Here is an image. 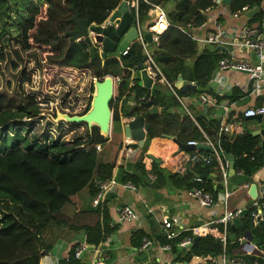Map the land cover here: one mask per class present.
Listing matches in <instances>:
<instances>
[{"label":"trees","instance_id":"16d2710c","mask_svg":"<svg viewBox=\"0 0 264 264\" xmlns=\"http://www.w3.org/2000/svg\"><path fill=\"white\" fill-rule=\"evenodd\" d=\"M13 0H0V39L6 34L9 19L14 12H21ZM39 1V2H38ZM30 0L28 14L18 15L21 23L17 42L23 50H38L37 60L43 69L45 87L56 80L61 74H81L91 71L94 76L103 79L107 75H118L123 66L131 67L143 62L140 43H134L129 54L123 58L109 56L103 60L100 56L92 60L91 46L84 40L71 41L64 35L74 28L70 19L74 15V7L80 17L91 23L102 24L117 9L122 0ZM148 1V2H147ZM174 0H140L139 14L141 21L155 14L154 5L166 8L170 27L161 35L160 45L155 49V58L170 81L183 77L195 81L202 89L207 88L211 74L217 68L219 60L225 54L220 48L207 47L199 50L198 43L184 30L193 33L192 29L206 22L205 10L212 0H175V6L169 8ZM236 2V0H235ZM16 3V2H15ZM245 2H242L240 7ZM27 8V7H26ZM16 10V11H15ZM24 80H31L25 77ZM157 86V87H155ZM152 90L151 100L161 106V114L149 115L146 118L147 139L143 148L131 158L129 165H120L123 151V140L114 144L113 133H122V118H131L146 112L141 105L140 97L146 95L147 89L139 82L134 88L129 87L128 80L118 86L120 95L128 94L134 103L125 102L119 108L114 101L113 130L111 137H104L97 132L75 138V142H66L51 138L46 134H38L33 129V119L39 115V104L36 97L24 92L9 94L0 90V264H40L44 251L51 250L56 239L63 232L78 233L85 231L87 242L96 248L104 247L107 236L114 232V225L109 224L105 216L106 205L97 209L91 208L99 184L117 175L121 182L132 181L137 185H147L153 181L158 185L165 174L160 171L149 172L144 161L163 133L170 134L165 125L174 126L179 130V141L188 143L191 140L203 139L201 130L188 117H181L175 112L178 102L168 89L156 83ZM203 91V90H202ZM133 92V94H132ZM198 122L202 128L207 124L215 126L213 136L219 130V122L208 120L199 115ZM190 129V131L188 130ZM186 131L188 134H186ZM83 137V138H82ZM95 144H101L102 150L97 151ZM110 144H113L110 146ZM258 137L244 132L235 138L223 136L222 146L226 155L235 157V168L243 170V174H253L256 168L263 165L264 153L256 152ZM91 145L89 149L78 147ZM132 146L138 148L135 142ZM161 147V146H159ZM163 147V146H162ZM206 151L197 149L195 152ZM156 166L158 164L155 163ZM195 170L203 175L207 169H220L218 162L210 165H197ZM195 169V168H194ZM221 174V170H219ZM149 174L154 175L151 179ZM170 175V174H169ZM175 177V174L172 177ZM193 170L179 181L191 188ZM197 185L211 192L215 198L220 188L209 179ZM251 216V212H250ZM264 234V221L258 224ZM231 230V229H230ZM155 239L161 244L167 240L162 232L154 233ZM152 235V234H151ZM134 244L142 245L144 237L152 238L145 230H137ZM76 243L69 251L68 257L61 264H92L88 260L76 258ZM264 245V240L258 242ZM241 244L227 242V253L230 257L241 258L248 264L262 262L263 258L247 252H237ZM222 242L216 236L203 229L196 245L180 248L177 241L173 242V262H190L195 256L211 257L222 253ZM105 252V251H104ZM109 255L112 253L105 252Z\"/></svg>","mask_w":264,"mask_h":264},{"label":"crops","instance_id":"0c3cea01","mask_svg":"<svg viewBox=\"0 0 264 264\" xmlns=\"http://www.w3.org/2000/svg\"><path fill=\"white\" fill-rule=\"evenodd\" d=\"M242 2H245L242 7L247 6L248 9L246 12L236 17L233 15V12L242 8L240 7ZM225 5H227L229 12L224 15H220L219 13V11H222L223 7L214 8L211 11L204 12L206 16V22L201 26L194 27L192 29L193 33L204 37L209 32L213 31L215 29V25L212 23L210 16L221 22L222 27L228 33L232 32L234 29H239L244 26L260 25L264 21V0H236V2L235 0H232L231 3H225ZM169 6V8H173L175 6V0L172 1ZM155 18L156 14H152L147 23H152ZM227 39L230 40V37H227ZM210 46L216 48L214 45H207L205 48ZM203 49L204 48L201 50ZM220 49L225 53L224 55H226L227 50H234V53L238 57L248 60L251 59L256 62L255 54L249 49L237 48L235 46L228 45V43L226 46H221ZM214 71L211 74V79ZM223 77V93H218L216 90L218 85L213 84L211 79L208 82L207 88L202 89L203 91L197 84V89L195 91L187 93L182 92V97L187 102L192 114V117L190 118L201 130L202 136L207 134L211 137L214 136H212L210 133L216 130L215 126L208 123L207 129L202 128L197 120L199 115L207 117L208 120L218 121L219 129L223 122L228 120L241 121L244 132H250L251 134L258 137L259 144L257 145L256 152L261 155V153H264V149L262 147L264 136L259 132L264 129V116L261 115L263 118L254 116L245 117L244 111L248 108L260 107L264 105V87L256 89L254 87L251 75L243 71H227L224 72ZM202 93L207 94L211 99H213L215 104H209L208 106L203 104L199 99V95ZM195 94L196 98H193ZM125 95L126 96L123 101H119V98L116 99V107L118 106L121 108L125 102L128 101L131 102V104L134 103V100H130L132 96L128 94ZM128 98L130 99L127 100ZM224 106H228L229 111H226ZM158 107L161 114L163 112L162 107ZM174 111L177 112V108H175ZM179 114L182 115L181 113ZM184 116L185 115H182L181 117ZM165 126V128L170 131V134L163 133V139H160L157 142L156 147L151 152H149L154 154L157 158H160L161 163H158L149 157L148 160L144 161L147 171L153 173L155 171L162 170V172L165 174V177L161 178L159 181L160 186L157 184L153 185V181H150V183L147 185H137L134 183L136 189L130 190L124 187V183H126V181L121 182L118 180L117 175L112 177L115 178L117 185L113 187V189L108 193L104 203V205H106L104 214L105 216L107 215L109 224L112 223L115 228L114 232L111 234V241L109 244L101 247V254L97 253L95 245H91L94 246V249H88V251L83 254L82 259L83 257L87 256L86 260L90 261L92 264L96 263V260L98 259L97 257L99 255L106 259V264H204L208 260V257L195 256L190 262L185 261L174 263V255L170 252H160L154 247L140 250L139 246L134 244V235L137 230L147 231L148 235L152 238L154 237L155 232L159 231L162 234L160 219L164 214L177 217L179 219L181 228L190 229L201 226L206 222L215 219L216 216H221L225 211V208L220 205L212 208L204 207L198 202V200L188 196L187 186L179 181L180 177L184 178L185 176L178 174L176 169L179 160L183 157V155L196 153L195 151L197 149H182L174 140V138H176L179 141L177 138V133L179 130H177V128L175 129L174 126ZM188 130L190 131V129ZM121 134L124 143L129 140L126 137L124 130H122ZM186 134H188L187 131ZM224 136L231 138L230 134H225ZM203 150L206 151L201 152H210L208 149ZM229 155L233 157V161L229 159ZM225 156L230 162L227 182H225L222 178V173L220 174L219 172L221 169H218V167H214L212 171L207 169L202 176L205 179H209V181L215 185V188H220V191L217 194L218 198L223 196L227 187L229 190H231L232 194L229 199V207L231 209H236L239 207L243 209H249V212L246 216L240 217L242 223L240 227H237L236 230H233V224L230 225L229 230L227 231V237L230 244H241V249L236 250L237 252L242 253L243 251L252 253L254 251V255L257 254L261 257L260 253L258 252V242H261L262 239L264 240V234L258 225L255 223L252 225V216H250V212L252 211V206L256 200L250 197L249 188L251 184L256 183L259 194L257 200L264 199V164L256 168L253 174H240L235 168V157L232 154ZM124 159L125 160H123L124 163L122 165H129L131 162V157ZM155 163L158 164V166H156ZM185 164L188 166L189 171L191 169L193 170V176L200 175L195 171L197 170V165L199 164L192 165L190 162ZM232 165H234L235 172L232 171ZM173 174H175V177H172ZM125 205H130L133 207L140 214V218L136 221L118 222L117 210L120 206ZM99 207L101 206H96L94 203H91V208L97 209ZM254 227L258 228L261 236L259 237L253 234V239L250 242L249 240L247 241L249 242V245L244 244L243 242L247 240L245 233L249 230H252ZM220 228L222 229V227ZM158 241L159 243L162 242L159 239ZM76 243H86L88 246H90V244L87 242V235L85 231H80L78 233L63 232V234L56 239L51 250H49L48 253H44V257L41 258L40 264H61V261L68 257L70 249ZM104 251H110L112 255H107Z\"/></svg>","mask_w":264,"mask_h":264},{"label":"built area","instance_id":"2783aa9c","mask_svg":"<svg viewBox=\"0 0 264 264\" xmlns=\"http://www.w3.org/2000/svg\"><path fill=\"white\" fill-rule=\"evenodd\" d=\"M146 1V0H145ZM139 2L140 0H129L128 1V7L129 11L134 15L133 23L132 25L135 26L137 31V38L135 41L130 42V44L126 47L124 51L121 52V54L118 56V58H123L124 56L129 54V51L131 50V47L134 43H140L142 46L143 54L145 56V59L143 62L134 64L131 67L123 66V70L118 75H111L114 78L115 83V95L117 99L119 98V101H123L125 99V94L121 96L118 91V86L124 81L128 80L129 87L134 88L139 82L140 77V71L143 69H146L149 73V75L154 79V84L159 83L160 85L166 87L168 91L176 98V100L179 102L180 107L178 108V112L182 115H188L189 117H192V114L190 112V109L188 107L187 102L182 97V91L181 86H183L186 83L197 85L195 81H188L182 78L181 85L178 86L177 82H179V79L176 81H170L167 79V77L162 72L156 58H155V49L160 45L161 35L170 27V21L168 18V13L166 8L159 5H154L155 7V14L156 18L152 23H146L145 26H143V21H141L140 14H139ZM148 2V1H147ZM223 7L222 11H219L220 15H224L229 12V9L227 5H225L224 0H212V3L205 12L211 11L214 8ZM248 9L247 6L242 7L240 10L233 12V15L238 17L242 13L246 12ZM114 13V12H113ZM111 14V16L113 15ZM111 16L107 18L105 22L102 24H96L101 25L103 27H107L109 25H114L115 27L118 26V23L111 20ZM210 19L212 23L215 25V29L211 32H209L204 37L198 36L194 33H189L186 30H184L188 35L192 37L193 40H195L199 45V50L201 51L202 48H205L207 45H214L217 48H220L221 46L232 45L237 48H246L252 51L256 56V62L253 60H248L245 58L238 57L234 52V50L229 51L227 50L226 55H224L218 62V66L216 70L214 71V74L212 76V83L215 85H218L216 90L218 93H223V80H224V72L231 71V70H238L247 72L251 75L253 79V84L256 89L264 87V21L260 25H250V26H244L239 29H234L232 32L228 33L224 30L222 27V23L210 16ZM95 24V23H92ZM147 32H150L152 34V44L146 39L145 34ZM17 33H9L7 35H4L0 39V56L3 58V53H5L3 47L6 45L5 49H11L8 50L12 53V47L18 51L16 53L19 55V51L21 53L23 52H35L37 55L39 54L38 50H23L18 42H17ZM89 37L91 39V46H94L96 49L97 54L100 56V54L103 52L102 44L97 40L96 33L89 28ZM227 37H230V40L227 39ZM85 38L81 39L84 40ZM7 51V50H6ZM10 58V57H9ZM15 62H11V64L19 63L17 56L14 57ZM41 64H44V60L42 58L38 61ZM21 66V65H20ZM16 67V66H15ZM89 73V75H87ZM25 77H31L29 72H24ZM59 77L56 79L61 78H71V80L76 81L78 78H82L85 76V81L88 84H84V86L80 87L77 90V87L75 88V91H73L69 86L62 88L60 86L57 90L54 92L56 95L60 96V107L57 104L54 108L48 109V111L45 113L44 111H41V102L38 100L39 104V114H42L43 116L51 117L50 124L53 125V122L56 123L57 126H59V129L55 128L54 126V132L51 130L50 132L44 131L42 134H46L50 136L51 138H54L56 140L60 141H66V142H75V138L78 136H83L84 132L80 131H72L71 136L69 135V131L66 130L69 125L75 126V123H69L63 120L55 121L56 113L57 111H61L62 113H66L69 116L74 115H82L84 114L90 107L91 102V95L93 92V82L95 79H100L93 75L91 71L83 72L81 74H76V76L69 74V75H58ZM24 77V78H25ZM22 79V84L26 82H31V80H24ZM42 78V77H41ZM58 83V81H57ZM61 85V84H60ZM22 86V85H21ZM52 87V86H51ZM21 88V87H20ZM15 90V93L24 92L27 95L34 96L32 94H28L26 90L20 89ZM53 88V87H52ZM51 88V89H52ZM87 88V92H86ZM2 90L3 88L0 87ZM5 90V89H3ZM6 91L9 93V91L6 89ZM61 92L63 95H61ZM86 92V93H85ZM15 93H9V94H15ZM48 94H51L53 92H44L45 96ZM133 94V92H132ZM114 95V99H115ZM45 96L44 98H40L42 102H45ZM36 97V96H34ZM152 98L151 96H141L140 101L146 102ZM200 101L205 105H214L215 101L211 99L207 94L202 93L199 95ZM63 102H65L66 106H63ZM224 109L226 111H229L228 106H224ZM257 115H263L264 116V105L260 107H254V108H248L244 111L245 117H253ZM52 121V122H51ZM50 126V125H49ZM244 128L242 126L241 121L237 120H228L226 122H223L222 126L220 127L219 131L213 136H209L207 134H204L203 139L201 141L191 140L188 143L192 144L194 146L197 145H203V146H209L210 152H196L192 153L190 155H183V157L179 160V163L177 165V173L181 174L183 176H186L189 173V168L185 163L190 162L192 165L195 164H202V165H210L213 162H218L222 178L225 182H227L228 178V169H229V159L225 156V150L222 146V138L225 134H230L231 138H234L235 136L242 134L244 131ZM86 133V132H85ZM91 134V133H90ZM89 134V135H90ZM112 135V133L109 135V137ZM86 140V139H85ZM133 141L128 140L124 143L123 151L121 155L120 165L124 163V158H129L128 154L130 151H134V147L132 146ZM97 149V151L102 150L101 144H95L94 145ZM78 147H82L84 149H89L91 145H81ZM264 164V155H263V161ZM240 174H243V170H239ZM149 177L151 179H155L154 175L149 174ZM193 183H195L194 186L189 188L187 190L188 196L191 198H194L198 200V202L204 206V207H215L217 205H220L225 208L224 213L221 216H216L215 219L206 222L205 224L190 228V229H183L180 227L179 219L173 215L164 214L161 216L160 219V225L162 228V232L164 234L165 239L167 240L165 243L161 244L159 243L158 239L155 238H149L144 237L140 250L149 249L151 247L156 248L160 252H172L173 242L177 241V245L180 248H190L194 244L195 237L199 236L201 237L203 229H206L210 234L216 236L220 239L223 246V251L218 256H211L208 258V260L204 264H248L247 262L243 261L242 259L230 257L227 253V242H228V230L231 224H233V221L235 218H238L241 216L243 208H236L231 209L229 207V199L231 197V190L226 188L224 191V194L222 197H220L218 200L215 198V196L205 190L204 187H201L197 185V183H203L204 178L202 175H195L192 179ZM117 185V182L115 178L107 179L106 181H103L99 184V190L93 200V203L96 206H103L108 193ZM124 187L130 190H135L136 186L132 181H128L124 183ZM255 203L252 206L251 216L253 218V221L256 225L260 224L262 221H264V199H255ZM118 222H125V221H136L140 218V214L130 205L120 206L118 208ZM112 225V224H111ZM222 227V229L220 228ZM111 241V236H107L105 240V245L109 244ZM101 247L96 248L97 253L101 254ZM88 245L86 243H80L79 246L75 249V256L76 258H82L83 254L88 251ZM258 252L263 258L262 262H256L254 264H264V245L258 246ZM98 259L96 260L97 264H106V259L103 256H98ZM171 263V262H170Z\"/></svg>","mask_w":264,"mask_h":264},{"label":"water","instance_id":"95a60500","mask_svg":"<svg viewBox=\"0 0 264 264\" xmlns=\"http://www.w3.org/2000/svg\"><path fill=\"white\" fill-rule=\"evenodd\" d=\"M128 1L129 0H122L111 16V20L118 23L117 27H115L113 24L107 27L92 24L89 20L81 18L79 12L74 7L75 13L70 19V22L74 25V28L66 32L64 37L69 38L71 41H78L85 38L84 41L91 46V39L89 37L90 28L96 33L97 40L102 44L103 52L100 54V57L103 60L108 57L109 52L118 51L120 55L121 52L124 51L130 44V42L135 41L137 38L136 28L134 25H132L134 15L129 11ZM231 1L232 0H224V2L227 4L231 3ZM145 37L152 44V34L150 32H147L145 34ZM90 53L92 56V60H95L99 57L94 46H91ZM182 78L183 77L179 78V82H177L178 86L181 85ZM140 83L147 89V95L151 96L152 88L154 86V79L149 75L146 69L140 71ZM115 88L114 78L111 75L105 76L102 80L95 79L93 82V92L91 95L89 109L82 115L74 116H69L66 113L57 111L54 120H63L75 124L84 123L87 124L90 128L92 126H96L102 136L109 137L113 130V109L111 107V103L114 99ZM196 89L197 85L189 83L181 86V91L184 93L192 92ZM140 106L146 109L145 113L131 118H122V130H124L126 137L133 142L138 143V148L134 149V151H130L128 154V156L131 158H133L136 153L145 145L147 133L146 117L149 115L160 114L159 107L155 104L154 100L150 99L146 102H142ZM262 116L257 115L254 117ZM259 133L264 136V129ZM174 140L184 150H195L198 148L210 150L209 146H194L189 143L180 142L176 138H174ZM262 147L264 149V140L262 142ZM147 155L149 158L155 160L158 163H161V159L157 158L154 154L148 153ZM229 159L233 161V157L231 155H229ZM232 171L235 172L234 165H232ZM249 195L252 199L258 198V186L256 183L251 184L249 188ZM248 212L249 209L244 208L240 217L246 216ZM240 217L234 219L232 225L233 230H236L237 227L241 226L242 223ZM252 225H254L253 218ZM253 234L259 237L261 236L258 228L254 227L252 228V230H249L245 233L247 240L243 243L249 245L248 243L253 239ZM199 239V236L195 237L194 245L198 243ZM248 240L249 242H247ZM89 249H94V246L90 245ZM44 253H48V251L45 250Z\"/></svg>","mask_w":264,"mask_h":264},{"label":"rangeland","instance_id":"374dc122","mask_svg":"<svg viewBox=\"0 0 264 264\" xmlns=\"http://www.w3.org/2000/svg\"><path fill=\"white\" fill-rule=\"evenodd\" d=\"M29 1L30 0H13L12 1L13 2L12 11L14 10V5L16 4L18 6V9L21 12H17L15 10L16 12H14L12 14L13 16L11 19H9L10 22L8 23V27H7V31H6L5 35H7L11 32L17 33V31H19L21 23L19 22V16L18 15L28 14L29 10L31 9V5H32V4L26 5ZM32 1L37 2L38 0H32ZM146 23H147V21H143V26H145ZM4 46L5 47H3V49H1V50L5 51V53H3V58L0 56V87H2L5 90L7 89L9 91V93H11V92L15 93V90H19V88L21 87L22 89L26 90V92L28 94H32V95L36 96V98L38 100H40L41 111H44L45 113L48 111V109L54 108L57 104L60 107L59 103H60L62 97L56 95L55 93H57V92H54L55 90H57V88L60 89L59 88L60 86H62V88L69 86L73 91H75L76 87L78 90L80 87L84 86V84H86V85L88 84L87 82H84L85 76L82 77L81 79L78 78L76 81L71 80V78H68V77L63 78L61 76V78L57 80L58 83L55 80L53 83L49 84V86L45 87L44 76H43L44 71L42 69V66L40 65L41 63L38 62L40 59L37 60V58H36L37 53H35V52H32V53L23 52V53H21L19 51L20 54L18 55L16 53V51H18V50L14 49L12 47V52H13V55H12V53L10 51H8L11 49H5L6 45H4ZM15 56H17V59H18L20 64L14 63V66H13V64H11V62H15L14 61ZM109 56L118 57L119 52L118 51L109 52ZM24 72H27V73L29 72V74L32 77L31 82H26V83L22 84V79L25 77ZM85 72L87 73V71H85ZM64 75H69V74H64ZM87 75H89V73ZM58 77L59 76H56V79ZM155 87H157V86H155ZM46 91L53 92V93H51V94L47 93V96H45L44 92H46ZM86 92H87V88H86ZM118 93L119 92L117 91V94ZM61 95H63L62 92H61ZM44 96H45V100H44L45 102H42L41 99L44 98ZM146 96H148L147 92H146ZM193 98H196V94L193 96ZM116 99H117V97L115 95V99H113L114 104L116 102ZM62 100H63V98H62ZM62 104H63V106H66L65 102H63ZM179 107H180V104L178 102L177 110ZM180 116H182V115H180ZM184 117L190 118L188 115H185ZM49 118L51 120V117H49ZM50 120L48 119V116H46V115L43 116L42 114H39L32 121L34 123L33 124V128H34L33 130L40 135L44 131L50 132L51 130H53V132H54V127L59 129V126H57L56 123L53 122V125L50 124L49 123ZM74 129H75V131L84 132V134H83L84 138L82 137L84 140L86 139V136H89L90 133L92 134L91 136H93L94 130H95V133L97 132L96 126H92L90 128L87 124H84V123L83 124H75V126L69 125V127L66 128V130L69 131L68 133L70 136H71L72 131H74ZM113 136H114V140H115L114 144H118L122 141L121 132L113 133ZM112 145L113 144H110V146H112ZM88 248H89V246H88ZM83 259L86 260L87 256L83 257Z\"/></svg>","mask_w":264,"mask_h":264}]
</instances>
